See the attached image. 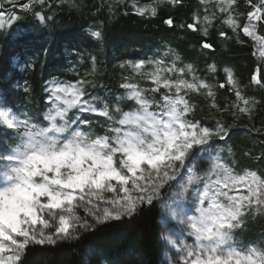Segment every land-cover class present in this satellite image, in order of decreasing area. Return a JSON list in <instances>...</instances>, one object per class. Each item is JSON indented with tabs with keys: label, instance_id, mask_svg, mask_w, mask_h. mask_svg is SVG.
Returning a JSON list of instances; mask_svg holds the SVG:
<instances>
[{
	"label": "snow or ice",
	"instance_id": "snow-or-ice-1",
	"mask_svg": "<svg viewBox=\"0 0 264 264\" xmlns=\"http://www.w3.org/2000/svg\"><path fill=\"white\" fill-rule=\"evenodd\" d=\"M162 2L177 12L185 7V0ZM52 4L0 0V264H60L47 257L59 258L67 245L84 253L78 264H156L137 246L139 237L124 258L114 254L127 244L121 230L154 210L156 255L163 249L166 264H264V231L241 239L253 223L264 229V141L258 154L242 153L247 163L231 145L235 121L251 119L264 100L242 91L231 68L210 82L169 48L162 56L122 62L131 71L114 98L88 93L84 77L53 76L41 81L35 110L18 107L21 95L35 99L23 73L57 55L40 27L55 23ZM160 4L133 0L130 7L134 15L155 18ZM244 4L241 11L240 0H198L188 20L177 23L170 14L163 23L168 31L196 34L197 46L210 52L216 50L212 29L223 41L232 38L228 30L237 38L242 33L264 62V0ZM29 14L37 21L32 31L21 23ZM84 39L100 48L107 37L97 24ZM79 55L76 50L74 58ZM89 59L91 75L98 58L89 52ZM207 72L218 75L217 64H208ZM251 83L264 88V70L258 67ZM220 90L234 99L221 105ZM199 102L214 123L197 115ZM250 131L264 134V124Z\"/></svg>",
	"mask_w": 264,
	"mask_h": 264
},
{
	"label": "trees",
	"instance_id": "trees-1",
	"mask_svg": "<svg viewBox=\"0 0 264 264\" xmlns=\"http://www.w3.org/2000/svg\"><path fill=\"white\" fill-rule=\"evenodd\" d=\"M132 2L133 0H53L49 15L55 17V23L48 27L43 25L40 27L44 29L43 35L55 45L57 55L55 58L47 60L41 58L34 73L31 70L23 73L35 87V99L27 100L21 95L17 98V106L27 105L35 110L39 106L41 81L51 79L53 76L68 81L84 77L90 81L87 86L88 93L98 97L114 98L115 95L123 92L119 87L121 79L123 76L129 75L131 71L122 69L120 67L122 62L162 56L169 48L176 50L185 63H195L198 74L209 76L210 82L223 80L224 67L231 68L241 82L242 91L257 100H264V88H259L251 83V76L256 69L259 67L264 70V62L252 55L253 47L249 38L244 37L242 33L237 38L232 35L231 30H228L229 36L232 38L223 41L218 36L216 29H212L210 39L216 45V50L210 52L201 50L197 46L196 34L179 28H176L175 31L167 30L168 26L163 23L164 19L171 14L176 17L177 23L188 20L197 7L198 0H185V7L178 12L161 0L159 15L155 18H142L134 15L130 7ZM136 2L148 4L153 0H136ZM240 2V10L245 11L244 0H240ZM73 3L80 7H71L70 5ZM109 6H111V10ZM9 8L10 5L4 2V9L7 11ZM21 23L26 26L28 31H32V25L37 24V21L29 14L24 16ZM97 24L103 28L107 37L100 48H96L84 39L87 30L89 28L95 30ZM218 27L219 22H217ZM239 40H244L246 43H240ZM2 45L3 40H0V46ZM76 50H80L81 55L74 58ZM89 52L98 58L97 70L91 75H89L91 69ZM14 63L17 64V70H19V58ZM211 63L217 64L218 75L216 76L207 72V65ZM4 71V65L0 64V73ZM137 79L139 78L137 77ZM232 99L234 97L230 93L224 90L219 91L218 102L221 105ZM197 115L205 118L210 124L215 122L205 103L199 102ZM215 118L221 117L216 115ZM228 120L230 123L232 122L231 117H228ZM262 124H264V104L253 112L251 119L242 116L235 121L233 129L235 135L231 145L235 149L237 157L241 158L244 163L248 161L243 159V152L252 149L258 154L261 150L264 134L250 131V129L253 125L260 128ZM155 219L154 210L153 213H146L121 230L120 235L127 241V244L120 245L119 251L114 250L117 258H124L123 251L131 247L133 240L139 237L137 246L144 245L148 249L146 258L155 260L156 264H166L163 249L160 250L159 256L156 255L159 245L155 243L157 235L153 233ZM261 231L264 229L261 228L260 222L253 223L248 234L241 239H253ZM65 247L67 250L59 258L49 255L47 259L49 261L59 259L60 264H78L84 253L71 245ZM100 259L103 261L104 257L101 256Z\"/></svg>",
	"mask_w": 264,
	"mask_h": 264
}]
</instances>
